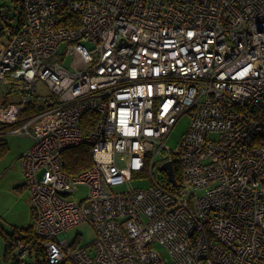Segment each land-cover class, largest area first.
Returning a JSON list of instances; mask_svg holds the SVG:
<instances>
[{"label": "built area", "instance_id": "built-area-1", "mask_svg": "<svg viewBox=\"0 0 264 264\" xmlns=\"http://www.w3.org/2000/svg\"><path fill=\"white\" fill-rule=\"evenodd\" d=\"M22 8L16 28L0 0V84L18 97L0 104V125L17 124L37 83L47 85L46 106L13 133L32 140L20 159L48 263L264 264V0ZM185 114L187 132L171 149L165 141ZM81 144L92 163L68 173L63 152ZM79 187L87 195L71 199ZM80 223L95 231L84 247L67 240Z\"/></svg>", "mask_w": 264, "mask_h": 264}, {"label": "rangeland", "instance_id": "rangeland-1", "mask_svg": "<svg viewBox=\"0 0 264 264\" xmlns=\"http://www.w3.org/2000/svg\"><path fill=\"white\" fill-rule=\"evenodd\" d=\"M5 41V38L2 39ZM63 45L60 46L62 50ZM60 58H55L54 61H59ZM70 60H65V65L68 68ZM49 95V88L47 85L39 81L36 85V97L38 105L40 101ZM17 95L5 85L0 84V104L17 102ZM190 118L188 114L182 115L175 123L170 131L168 138L165 141L171 149H176L183 135L187 132ZM20 125L17 127L19 128ZM16 128V129H17ZM15 129H10L6 132L5 137L9 146L6 155L0 158V223L8 231L11 227H27L31 226L32 214L29 204V193L25 184L24 173L22 170V163L20 156L24 150H27L32 145V140L29 136L24 134L13 133ZM21 185L22 187H19ZM24 185V186H23ZM148 182L133 181L131 187L145 188ZM19 187V190L16 188ZM127 187L122 186L116 188L114 191L123 192ZM87 195L86 187H79L77 191L70 197L73 200H78ZM67 240L73 242L77 240L78 245L84 247L93 242L95 239L94 229L87 223H80L67 230ZM20 245L16 246L18 250ZM26 257V256H25ZM27 258V257H26ZM67 264H71L70 262Z\"/></svg>", "mask_w": 264, "mask_h": 264}, {"label": "trees", "instance_id": "trees-1", "mask_svg": "<svg viewBox=\"0 0 264 264\" xmlns=\"http://www.w3.org/2000/svg\"><path fill=\"white\" fill-rule=\"evenodd\" d=\"M2 1L3 5L9 11L14 10L12 12V17L17 22V24L15 25L17 28L24 22L25 19L24 11L22 8V0ZM69 18L70 20H72V18L75 17ZM69 18L67 19L69 20ZM68 22L65 24L69 25ZM34 98V101L30 105H28L25 111L20 115V119L17 124L0 125V158L4 157L9 150V146L5 137L6 132L10 129L17 128L27 119V117L32 116L34 113L40 111L46 106L38 105L37 97L34 96ZM91 116H94V114L87 113L86 115H84V119H82V122L89 125ZM90 125H93V123H91ZM63 161L64 170L68 173H76L90 167L92 163L90 146L87 144H81L65 150L63 152ZM19 187H17L16 190H19ZM0 235L3 237L5 242L3 259L6 264H49L46 258L45 250L43 249L40 240L34 234L33 225L27 227H17L13 225L8 231L0 224ZM17 245H22L24 249H26L25 256L27 258L25 256L22 258L18 257V254L15 251Z\"/></svg>", "mask_w": 264, "mask_h": 264}, {"label": "crops", "instance_id": "crops-1", "mask_svg": "<svg viewBox=\"0 0 264 264\" xmlns=\"http://www.w3.org/2000/svg\"><path fill=\"white\" fill-rule=\"evenodd\" d=\"M5 37H1V32H0V49L2 48V43L1 42H4L2 41V39H4ZM25 151V150H24ZM23 151V152H24ZM21 186V185H19ZM24 186V185H23ZM1 224V223H0ZM2 225V224H1ZM4 227V226H3ZM6 229V228H5ZM4 247H5V242H4V239L3 237L0 235V264H6L4 262V259H3V253H4Z\"/></svg>", "mask_w": 264, "mask_h": 264}, {"label": "water", "instance_id": "water-1", "mask_svg": "<svg viewBox=\"0 0 264 264\" xmlns=\"http://www.w3.org/2000/svg\"><path fill=\"white\" fill-rule=\"evenodd\" d=\"M163 169L168 170L169 180L174 183L175 180H174V176H173V172H172V164L171 163L165 164L163 166Z\"/></svg>", "mask_w": 264, "mask_h": 264}]
</instances>
